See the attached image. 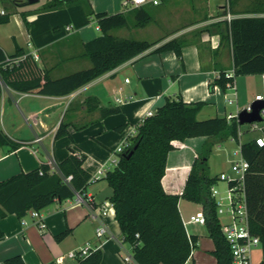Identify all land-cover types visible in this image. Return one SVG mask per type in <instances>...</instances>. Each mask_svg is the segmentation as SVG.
<instances>
[{
	"label": "crops",
	"instance_id": "crops-1",
	"mask_svg": "<svg viewBox=\"0 0 264 264\" xmlns=\"http://www.w3.org/2000/svg\"><path fill=\"white\" fill-rule=\"evenodd\" d=\"M49 1L45 0L38 5L40 0L36 4H29L27 0H0V8L6 13L10 12L9 22L0 24V48L7 56L15 55L18 49L21 50L19 57L31 55L34 58L36 55L38 58L34 60L38 66L49 70L51 78L59 79L91 67V62L82 57L83 44L97 36L89 31L90 24L79 30L68 27L65 37L37 48L31 41L21 13H28L27 20L32 22L37 18L36 12ZM159 1L158 5H148L149 9L153 10V21L150 24H154L153 30L158 33V38L154 41L164 38L166 42L178 37L189 39L192 43L183 49L184 68L173 52L152 54V50H149L67 96L24 93L1 83L0 129L23 146L14 152H9L8 148L0 150V181L22 172L33 171L44 163L58 165L70 154V150L86 156L84 168L92 176L103 165L108 155L109 159L114 157L112 155L116 149L132 139V129L146 118L147 111H156L166 99L206 103L198 114V119L207 120L236 115L238 111L241 112L248 104L253 103L256 96H262L257 93L254 98L240 103L237 94L235 104H228L225 100L220 102L215 96V88L219 86L216 84L217 75L233 69L232 50L228 44L222 43L221 35L217 31L206 29L225 21V1L227 13L234 18L254 16L243 13L248 3L243 5L242 0L236 7V13H231L228 0ZM89 2L96 13L102 12L95 7L92 0ZM116 12L121 13L120 8L109 10L107 13ZM123 12L128 11L124 9ZM149 25L139 29L144 30ZM201 30L205 31L196 36ZM262 76L264 75H255V79L248 82L261 86ZM126 79H129V82H126ZM247 89L250 91L251 86ZM88 99H94L90 107ZM116 99H122L126 103L119 104ZM231 106L235 109L232 110ZM104 108H119L120 112L102 118L100 111ZM62 122L69 126L67 136L73 141L75 137L78 142L84 144L80 142L73 148L65 141L58 140L56 134ZM121 126H125V129L119 132L117 128ZM239 132L241 144L263 134L243 142L241 127ZM205 142V137L175 142V150L168 156L167 170L163 178V187L167 193L183 194L192 165L202 152ZM217 147H221V144ZM99 184L108 186L107 193L97 189ZM84 194L87 199H92L91 204L98 207L110 200L113 191L107 181L100 179L91 183ZM183 200L181 198L179 201V210L187 233L198 237L197 248L187 264H206L205 260L208 258H211L212 264H216L212 255L215 246L209 233L211 241L204 243L207 235L192 230L194 225L199 224L188 223L191 216L203 212V207L198 204L200 209L194 213L182 207ZM90 212L89 205L78 204L74 198L55 202L40 212V219L33 218L30 213L23 219L17 215L0 217V264L15 255L22 256L26 264H59L60 257L86 246L87 243L103 252L101 264H124L119 259L109 261L107 252L113 249L127 251L119 243L123 237L115 214L114 217L102 218L114 238L107 236L99 240L96 237V229L100 222L91 219ZM41 221L45 223V228L40 227ZM69 230L64 239H57ZM93 237L96 239L94 242ZM255 250L251 255L252 263L264 264L262 249ZM64 264H76V261L66 259Z\"/></svg>",
	"mask_w": 264,
	"mask_h": 264
},
{
	"label": "trees",
	"instance_id": "trees-1",
	"mask_svg": "<svg viewBox=\"0 0 264 264\" xmlns=\"http://www.w3.org/2000/svg\"><path fill=\"white\" fill-rule=\"evenodd\" d=\"M228 2L231 13H236V7L242 0ZM245 8L243 13L254 16L218 22L206 30L217 31L222 43L231 47L236 77L264 75V16H259L264 14V0H249ZM36 14L37 18L29 22L28 13H21L31 41L37 48L65 37L68 27L79 30L92 20L96 21L102 35L83 44L82 57L91 62V67L59 79L51 78L50 71L40 68L31 55L26 56L18 66L5 68L6 54L0 48L1 79L7 86L24 93L67 96L149 50L152 54L173 52L184 68L183 49L192 43L186 37L149 42L111 34L123 28L139 29L149 25L153 16L148 6L109 14L94 12L89 0H50ZM9 20L10 13L0 16V24H7ZM20 51L18 49L10 57H19ZM227 82L222 75L216 84L226 90ZM1 91L0 83V98ZM93 101L87 100L89 107ZM205 105L204 102L166 99L153 116L141 121L130 147L120 155L119 164L101 178L113 191L110 201L115 219L124 243L132 247L138 264H187L191 259L198 237L187 233L179 210L181 198L203 207L206 227L215 246L212 255L216 264H231V248L221 232L216 204L210 197L211 187L219 181L217 176H210L208 160L214 146L230 139L238 141L240 124L237 120L228 122L226 117L199 120L198 114ZM100 112L101 117L106 118L118 114L120 109L104 108ZM68 127L62 122L56 138L69 135ZM124 129L125 126L117 128L119 132ZM199 137H205L206 142L192 165L183 194L167 193L163 178L168 156L175 150V142ZM21 146L22 143L12 140L0 129V150L8 148L9 152H14ZM135 146L137 148L128 158ZM241 151L249 163L245 192L250 230L260 238L264 260V147H259L252 140L242 144ZM85 161V155L70 150V154L57 165L58 171L44 163L33 171L0 181V217L17 215L23 219L31 211L41 212L55 202L74 199L76 193H85L91 178L84 168ZM69 176L71 182L68 184L64 178ZM69 232L62 233L57 239H64ZM102 260L103 252L97 249L77 259L76 264H101ZM4 264L26 263L22 256L15 255L6 259Z\"/></svg>",
	"mask_w": 264,
	"mask_h": 264
},
{
	"label": "built area",
	"instance_id": "built-area-1",
	"mask_svg": "<svg viewBox=\"0 0 264 264\" xmlns=\"http://www.w3.org/2000/svg\"><path fill=\"white\" fill-rule=\"evenodd\" d=\"M160 3L159 0H124L123 7L126 11H130L136 8H140L148 5H158ZM0 15H6V12L0 8ZM225 20L231 21L234 17L229 14V12L224 17ZM99 29V27H98ZM25 57H16L11 58L6 55V59L3 62L5 68H12L14 66H18L21 61H23ZM34 58H38L36 55ZM222 75L228 80L226 83V90L232 91V96L226 94V102L228 104L237 103V89L235 84V69H231L230 71L219 73L217 75V79H220ZM126 82H129V79H126ZM0 83H4L0 77ZM264 98L261 95L255 97V101H263ZM116 102L119 104H124L126 101L122 99H116ZM253 102V103H254ZM253 103L248 104L242 111L252 112ZM241 111V112H242ZM156 111L149 110L146 113V118L151 117L155 114ZM238 111L236 115H227L226 119L228 122L232 120H238V116L241 113ZM262 117V121H264V109L260 113ZM251 131L260 130L263 134L256 137L255 143L259 147H264V126H259V122H255L250 124ZM139 126V125H138ZM138 126L132 129V138L137 135ZM241 136V133L238 132V141ZM234 140V139H233ZM131 145V140L125 142L123 145L118 147L116 151L113 153L112 158H110L106 163L101 165V167L97 170V172L91 176L90 184L99 181L102 177H105L106 174L113 170L118 164L120 157L117 158L115 155H121L124 151L129 148ZM242 144L238 143V150L236 154L239 155V160L234 162L231 166V174L221 173L218 175V181H223L227 183L226 190L224 194L220 193L216 188L217 185L211 187L210 189V197L214 200L217 208V217L221 221V232L228 242L231 252H232V261L231 264H253L251 261V255L255 248L261 246L260 238L254 235L250 230L249 225V211L247 205V198L245 192V177L249 171V163L243 158L241 151ZM52 168L58 171V166L54 163L50 164ZM64 181L66 183L71 182V177H65ZM76 203L78 204H87L89 205L91 212L90 218L93 220H97L100 222V226L96 229V237L99 240L105 239L107 236H111V232L107 225L102 222V218L106 217H114L115 210L112 202L105 201L102 205L95 207L92 199H87L85 194L76 193ZM30 214L33 218L40 219L41 214L39 211H31ZM23 222L26 224L25 220ZM188 223L206 225L207 219L204 212L197 213L189 218ZM41 228H45L46 225L43 221L39 223ZM138 237V235H137ZM120 245L123 246L124 240L123 238L119 241ZM99 248H92V246L87 243L86 246L76 250L69 252L66 256L60 257L58 259L59 264H64L66 259L76 261L79 258H84L89 255L93 250H97ZM125 254L122 257L124 264H137L131 247V251H124Z\"/></svg>",
	"mask_w": 264,
	"mask_h": 264
},
{
	"label": "rangeland",
	"instance_id": "rangeland-1",
	"mask_svg": "<svg viewBox=\"0 0 264 264\" xmlns=\"http://www.w3.org/2000/svg\"><path fill=\"white\" fill-rule=\"evenodd\" d=\"M44 1L45 0H40V3H37V4L40 5ZM92 1L94 2L95 7L98 10H102V12H108L109 10H118V8H120V11L123 12L125 9L122 6V2H123L122 0H92ZM222 1H224V0H222ZM248 2H249V0H244L242 2V4L245 5ZM224 5H225V8H224L225 10L223 12L225 14H227L228 8H227L226 1H225ZM92 9L94 10V8H92ZM6 10L8 11V9H6ZM149 11H150L151 15H153V10L149 9ZM94 12H95V10H94ZM131 22H132V20H131ZM97 26L98 25H97L96 21L92 20L88 29L90 32L94 33L95 36L98 37V36L102 35V33L100 30L97 29ZM153 27H154V24H150L144 30L123 28V29L115 30V31L111 32V34H113L114 36H117V37H121V38H133L136 40H145V41L151 42V41H154L156 38H158V33H156L153 30ZM127 72H128V75L130 76V78H133L132 75L129 74V71H127ZM254 77H255V75L254 76L241 75V76L237 77L236 88H237V94L239 96L240 103L243 102L244 100H248L249 98H254V96L257 93H261L262 96L264 97V76H262V78H261L262 79V85L261 86L254 85V84H251V82H248V80H250V79H255ZM133 81H135L134 78H133ZM249 85L251 86V89H249L250 91H248V89H247V88H249ZM226 94L229 96H232V91H228V90L224 91L220 86L215 88V96L217 99L220 100V102H223L224 100L226 101ZM228 107H230V106H228ZM231 108H232V110L235 109L234 106H231ZM259 126H264V121L259 122ZM240 127H241L242 133H243V136H242L243 142H246L249 139L256 137L262 133V131H260V130L251 131V129H250L251 125L250 124H245V125H242ZM247 130H250V132H245ZM73 138H74V141H73V139H70L68 136H64V137H59L58 140L65 141L67 143V145H69L71 147L77 146L78 143H80L81 141L78 142V140L75 137H73ZM81 143L84 144V142H81ZM237 150H238V144L235 141H231V140H228V141L222 143L221 147L214 146V148L212 149L211 155L209 157V161H208L209 174L213 175V176L219 175L220 173L231 174L232 164L239 160V155L236 154ZM109 156L110 155H108V157L105 158V160L103 161V164L109 159ZM115 157L119 158L120 156L115 155ZM107 187L108 186H106V184H99V186H97V189H99L102 193H105V192L107 193V189H108ZM226 187H227L226 182L219 181L216 188L218 189V191L220 193L224 194ZM182 207L184 209H188L189 211H192L194 213H196L200 209V206L198 204L190 202V201L185 200V199L182 201ZM192 230L195 232L201 233L203 235H207V237L204 238L205 239L204 243L211 241L210 238L208 237L207 227H204V226L202 227L200 225H194L192 227ZM92 240H93V242L96 241L95 237H93ZM123 247L127 251H131L128 244H123ZM255 249H254L255 251H260L261 246L255 248ZM114 250H116V249H113L112 251H107L109 253L108 254L109 258H110L109 261H111L112 259L117 261V259H119V261L121 263H123L121 259L124 256L125 252L122 250H117V251H114ZM205 262H206V264H212L211 258L206 259Z\"/></svg>",
	"mask_w": 264,
	"mask_h": 264
},
{
	"label": "water",
	"instance_id": "water-1",
	"mask_svg": "<svg viewBox=\"0 0 264 264\" xmlns=\"http://www.w3.org/2000/svg\"><path fill=\"white\" fill-rule=\"evenodd\" d=\"M29 4H36L39 0H27ZM253 110L252 112H247V111H242L239 116V124L240 126L245 125V124H252L255 122H262V117L260 115L261 111L264 109V100L263 101H256L252 105ZM137 148V146L134 147L133 151H131L128 154V158L132 156L134 153V150Z\"/></svg>",
	"mask_w": 264,
	"mask_h": 264
}]
</instances>
